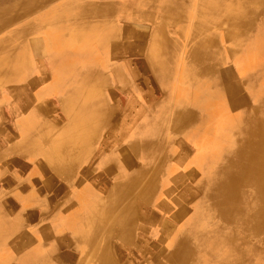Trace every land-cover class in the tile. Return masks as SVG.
I'll return each instance as SVG.
<instances>
[{
	"label": "crops",
	"instance_id": "1",
	"mask_svg": "<svg viewBox=\"0 0 264 264\" xmlns=\"http://www.w3.org/2000/svg\"><path fill=\"white\" fill-rule=\"evenodd\" d=\"M210 4V0H47L1 30L0 40L15 33L16 43H21L14 50L13 72L17 71L0 81V264H234L240 254L230 253L227 246L224 254L186 257L184 243L173 234L183 227L185 212L196 198H187L181 210L178 205L170 210L168 205L174 200L170 198L184 197L186 193L181 188H169L170 179L194 185L201 175L194 156L199 147L187 136L195 123L215 118L218 95L230 113L246 112L252 100L248 87L256 85L261 77L260 71L239 76L222 32L219 39L224 52L218 57L210 49L208 56L201 54L197 43L211 35L210 21L216 19ZM46 8L50 10L48 19L55 26L54 34H46L35 24L36 15ZM51 9L55 11L52 13ZM202 20L209 22L204 29ZM89 37L96 39L88 43ZM159 39L161 46L153 45ZM57 40L71 44L61 52L53 46ZM154 52L158 55L152 56ZM207 95L212 97L213 107L203 105ZM68 100L83 103L82 110L63 109L62 102ZM180 117L183 121L190 118L186 126L179 124ZM48 121L58 128L69 127L73 122L75 129L78 123L86 125L81 131L76 129L81 133V140H76L84 148L77 157L70 159L65 155L64 161L50 162L44 153L33 149L36 141L42 142L40 125ZM21 129L33 134V145L25 146ZM234 134L237 142L238 131ZM130 149L136 150L138 165L150 157L152 162L164 166L153 197L155 204H168L167 208L140 205V220L117 226L116 219L122 212L132 213L124 208L126 205H117V195L114 196L119 192L116 186L121 180V154L131 158ZM170 165L175 168L173 172L167 171ZM132 166L137 168L135 163ZM170 212L184 214L172 218ZM128 234L132 235L130 239ZM245 261L249 264L248 259Z\"/></svg>",
	"mask_w": 264,
	"mask_h": 264
},
{
	"label": "bare ground",
	"instance_id": "2",
	"mask_svg": "<svg viewBox=\"0 0 264 264\" xmlns=\"http://www.w3.org/2000/svg\"><path fill=\"white\" fill-rule=\"evenodd\" d=\"M170 1H172V0H170ZM263 1L264 0H210L211 12L216 13V19H213V21H210V28H212L213 30H212L210 36L202 37L201 41L197 43L202 50L201 51L202 55H204L205 53L207 54V51H209V49H210V51L214 50L215 56L218 57V55H220L221 53L224 52L223 51L224 50L223 43L221 44V41H220L221 39H219L220 32H222V34L224 33V37L227 40V44H229V51L234 55V57H233L234 64L238 65L240 67V70H247L248 69V73H250V74L253 71H255V72L260 71L261 77H260L259 82L256 85H250V87H248V89H250L249 91L253 95V98L255 100H258V101L261 100V102L264 100V22L261 24L260 27H258L257 32L254 35L249 36L247 39L245 36L247 34V31L249 29L251 22L253 21V14L256 12V10H258L257 7ZM42 2H43V0H16V1L12 2L13 6L10 7L8 10H5V9L0 10V14L1 13L3 14L4 12H6V13H10V12L19 13L20 10L24 9V7L27 8L30 5L32 6L35 3H42ZM173 2L175 3V1H173ZM208 2H209V0H208ZM172 4H170V5H172ZM165 8H167V7H165ZM165 8H163V10ZM103 10H104V8H103ZM54 11H55L54 9H51L52 13ZM147 11H149V10H147ZM49 12H50V10L47 9L36 18L38 21H40L37 23L36 27L39 30L43 29V32H45L46 34H54L55 32L53 31V28L55 26L53 25V22L50 19H48ZM180 12L182 13V10ZM150 14H151V12H150ZM200 15H201V13H200ZM207 16H208V14H207ZM1 17L2 16H0V18ZM161 19H162V17H161ZM42 20L44 21L45 24L44 23L43 24L45 26H43L41 24ZM162 21H163V19H162ZM163 24H164V22H163ZM167 24H169V23H167ZM207 24H209L208 21L202 20L201 21V28L204 29ZM162 26L164 27V25H162ZM210 28L208 26V30ZM160 32L162 33V31H160ZM23 34H25V32ZM2 38H3V36H2ZM4 38H3V40H0V76H1L0 79L1 80L4 79L6 81L7 78L9 79L11 77V75L17 71L16 70L15 72H13L14 71L13 69H15V67L13 65V61L16 60L14 57V50L16 48H18V46H16V45L20 44L21 42L16 43L15 33L12 34V36L10 38H5V39ZM93 39L95 40L96 38L95 37H89L87 39L88 43L91 42V40H93ZM195 39L197 41L198 38H195ZM45 41L47 44H49L48 38H46ZM71 41L73 42V40H71ZM160 42H161V40H159L158 42H153L154 43L153 45L158 44V46H161ZM55 43L57 45H53V46L57 47L59 50H61V52H63V48H65L66 46L71 44L70 41L64 43L62 40H57ZM169 44H170V42H169ZM172 44H174V43L172 42ZM239 47H240V49H239ZM47 49H48V47H47ZM155 49H157V47ZM159 49H160V47H159ZM238 49H239V52L236 54ZM27 50L29 51L28 48H27ZM20 51H21V49H20ZM157 52H159V51H157ZM157 52H154L151 55L157 56L158 55V54H156ZM7 53L10 54L12 56V58L10 55L7 56L6 55ZM214 54H213V56H214ZM206 56H208V54ZM63 58H65L64 54H63ZM14 62H16V61H14ZM211 62H212V60H211ZM202 65H203V63H202ZM210 67H212V66H209V68ZM17 68H18V64H17L16 69ZM243 76L245 77V75H243ZM93 79H94L93 81H95L94 77H93ZM101 79H102V77H101ZM117 80H118V78H117ZM96 83H97V80H96ZM98 84H99V82H98ZM101 84H102V81H101ZM100 85H98V86L101 87ZM93 88H95V86ZM79 90H80V88H79ZM90 90H92V89H90ZM100 90H101V88H100ZM181 90H183L185 92V88H181ZM203 91L204 90L202 89V92ZM86 92H88L87 89H86ZM87 94L88 93H86V95ZM96 94H99V92ZM113 94H116V93H113ZM227 96H229V95H227ZM83 99L85 100V97ZM70 100H71V98H70ZM70 100L62 102L61 107L63 109L67 108L68 110L72 109L74 112H79V110H82V108H83L82 104L83 103L81 104V102H79V101L76 102V101H70ZM97 100H98V98H97ZM204 100H205V102L203 103V105L206 104V106L213 107L214 102H213L212 97L207 95L206 99H203V101ZM82 102H83V100H82ZM196 103L199 104L198 102H196ZM229 103H230V101H229ZM36 104H34V105H36ZM66 104H67V107H66ZM189 106H190V104H189ZM100 108H98V109H100ZM94 109H95V107H94ZM260 109H261L260 111H259L258 107L256 109V111H258V112H256V114L259 113L258 118L254 119V120L251 119L249 121V119L246 120L245 117L243 118V116H242L243 113H233V114L230 113L229 109H228V105L225 102H223V100L220 101L219 95H218L216 98V103H215V113H216L215 118L214 119L211 118L210 121L209 120H202V121L195 123L191 133L190 134L188 133L187 136L190 138V141H192L193 143H195V145H197L199 147L197 149L198 151H197L196 155H194V156H195V160L198 163V167L201 170V175L196 180H194V185L193 184H185L186 181H177V180L174 181V180L170 179L168 182L169 188H176V189L181 188V189L186 190V193H185L184 197H177L176 196V197L170 198V199H174V200H172L173 202L172 203L169 202V204L167 203L169 205L170 210H171L172 206H174V205L175 206L178 205L180 207V210H181V209L185 208L187 198L189 200H193L196 198L195 202L191 203V205L188 206L190 210H187L185 212V218L183 219L184 220L183 227L178 229L173 234L175 237H177V238L179 237L180 240H182V242L184 243V245L182 247L184 248V251H185L184 253H185L186 257L193 258L195 256H198V258H206V256L208 254H216V255L224 254V253H227V248L225 247V246H227L229 248L230 253L240 254V255H238L239 257L234 262V264H236V263L248 264V262L245 261V258L249 260V264H264V246L262 244V242L264 243V103H263V107L261 106ZM94 111L95 110H93V112ZM97 111H99V110H97ZM109 112H111V111H109ZM100 113H102V112H100ZM94 114L95 113H93V115H92L93 117H94ZM196 114H197V112H196ZM81 115L82 114H80L79 116L82 117L84 114L82 116ZM250 115H252V114H250ZM79 116H78V119H79ZM192 116H195V114ZM84 117H85V115H84ZM96 117H94V118H96ZM100 119H99V121H100ZM187 119L188 118L186 117L185 121H183V118L180 117L179 118V124H182L181 125L182 127L186 126L185 122ZM96 120H98V119H96ZM23 121H24V119H23ZM70 121L68 120V122H70ZM90 121H91V119H90ZM176 121H177V119H176ZM51 123L48 121L47 123L40 125V129L42 131L40 137H41L42 142L36 141L35 145H33V140H32L33 134H29V132L27 133V131L24 132V129L23 130L21 129L23 137H24V142H26L25 146H28L30 143L29 146L33 145L34 146L33 149L37 150L38 152H42V154L44 153V155L46 156V158L48 160H50V162L51 161L52 162H58L59 160L64 161L65 155L69 156L70 159L77 157L78 156L77 152L83 151L84 148L80 147L82 145V143L80 145V142H78V140L79 141L81 140V136H80L81 133H77L78 131H76V129H80V131H81L83 128L86 127V125L83 126L82 124L77 122L78 125L76 123L77 126H75L76 127V129H75L73 126L74 122H73V125L71 124L69 127H67L68 125H66V127H62V128L56 127L57 124L51 125ZM86 123H88V122H86ZM191 123H192V121H191ZM24 125H25V127H27L26 123H24ZM89 127H90V125H89ZM94 130L92 131V128H91V131L94 132V134H95ZM88 131H90V130H88ZM234 131H238V134L241 135L240 141L235 142V139H234L235 134L233 135ZM88 134L90 136V132H88ZM94 134L92 133V135H94ZM96 134H95V136H96ZM89 136H87V138ZM77 138H79V139L76 140ZM91 140H89V141H91ZM43 143H45V144H43ZM91 143H93V142L91 141ZM121 145H123V143ZM84 147H86V146H84ZM27 148H29V147H27ZM25 150H26V148H25ZM131 151L133 152L132 153L133 155L130 152L131 158H129V159H128V157H124V154H121V156H122L121 157L122 162H121V166H120L121 167L120 170L122 171L121 172V178H120L121 180L118 182V184L116 186L117 191H119V192L117 194H114V196L117 195L115 198V203L117 205L121 204L120 206H122V207H123V205H126L124 208H126V209L129 208V210H131L132 213H129V212L123 213L122 212L123 214L121 213L120 217L118 219H116V221H117L116 225L117 226L120 224H125L127 221H129L131 223L132 221L135 222L137 220H140V218H139L140 213H138V210H139L138 207L140 205H143V204L157 205V204H159V206L161 208H163L164 206H166V208H167V204L164 201H160V202H157L155 204V202H154L155 197H153L154 194L156 193V190L160 186V183H158V174L160 173V169L164 168V166L158 165L157 163L152 162L151 158L149 157L148 158L149 160H147L146 162L142 161V164L139 167L134 169L132 164L134 163V159L137 158L136 154H135L136 150L132 149ZM137 151L142 152L143 150L137 149ZM124 152H126V151H124ZM143 152H145V151H143ZM167 154H169V153H167ZM164 156H166V155H164ZM168 159L170 160L169 157H168ZM61 166H63V165L61 164ZM174 169L175 168H173L172 165H170V166H168L167 171L173 172ZM59 171H60V169H59ZM123 172H125V174ZM72 174H73V172H72ZM114 188L115 187H113V189ZM114 193H115V191H114ZM194 193H197L199 196L194 197V195H193ZM2 194H4V193H2ZM102 198H104V197H102ZM109 198H112V196L111 197L109 196ZM155 201H157V200H155ZM111 203H113V202L111 201L110 205H111ZM117 205H115V206H117ZM117 207H119V206H117ZM118 210L115 209L114 211H117V213H118ZM122 210L124 211V209H122ZM100 212H102V211L100 210ZM126 212H127V210H126ZM113 213L115 214L116 212H113ZM183 214L184 213L176 214L175 212L169 213L170 217H172V218H176L177 216L181 218ZM153 217H155V214H153ZM109 221L110 220H108V222ZM129 222H127V223H129ZM104 223H105V220H104ZM104 223H103V225H106ZM88 225H92L94 227V224L88 223ZM99 225H100V223H99ZM109 225H110V223H109ZM84 226H86V225H84ZM95 227H98V226H95ZM102 228H104V226H102ZM102 228L101 229L99 228L100 231L103 230ZM91 229L93 230L94 228H91ZM124 230H125V228H124ZM100 231H98V234ZM83 232H86V231L82 230V233ZM126 232H129V230L127 231V229H126ZM159 234H160V232H159ZM129 236L130 235L128 234V238H129ZM109 237H111V236H109ZM109 237H108V240H109ZM140 237H143V236L140 235ZM148 238H149V236H148ZM32 240H34V239H32ZM11 241H13V239ZM34 241L32 243H34ZM126 241H127V239H126ZM146 241H148V239ZM164 241H165V239H164ZM9 243H10V241H9ZM105 243H106L105 245H107L108 242L106 241ZM173 244H175V243H173ZM98 248H99V246H98ZM104 248L107 251L106 246ZM91 249H93V248H91ZM90 252H91V250H90ZM162 256H161V258H162ZM108 258L109 257H107V259ZM117 258H118V256H117ZM67 259H69V258H67ZM242 259H243V261H242ZM153 262H154V260H153ZM158 262H160V260ZM172 262H174V261L172 260ZM154 263H156V262H154ZM163 264H165V263H163Z\"/></svg>",
	"mask_w": 264,
	"mask_h": 264
},
{
	"label": "rangeland",
	"instance_id": "3",
	"mask_svg": "<svg viewBox=\"0 0 264 264\" xmlns=\"http://www.w3.org/2000/svg\"><path fill=\"white\" fill-rule=\"evenodd\" d=\"M14 1H16V0H0V10H2V9H5V10H8L10 7H12L13 6V4H12V2H14ZM44 1H47V0H43V2ZM42 2V3H43ZM42 3H35V4H33L32 6L30 5L29 7H24V9H22V10H20V12L19 13H15V12H10V13H6V12H4L3 14L1 13L0 14V16H2L1 18H0V32H1V30H3L5 27H7V26H9V25H12V24H15V22H17L18 20H20V15H22L23 13V15H25V14H27V13H29V12H31L32 10L34 11L37 7H40L41 6V4ZM258 8V10H256V14L254 13L253 14V21L251 22V24H250V26H249V29H248V37L249 36H251V35H254L256 32H257V29H258V27H260L261 26V24L264 22V1L257 7ZM263 8V9H262ZM48 8H46L45 10H47ZM29 10V11H28ZM45 10H43V11H41V12H39L37 15H36V17L35 18H37L40 14H42ZM28 11V12H27ZM262 11V12H261ZM3 12V11H2ZM261 13V14H260ZM259 14V15H258ZM257 18V19H256ZM256 19V20H255ZM37 22H36V24L38 23V22H40V21H38V20H36ZM41 22H44L43 20L41 21ZM255 27V28H254ZM160 40V39H159ZM158 40V41H159ZM221 44H222V40H221ZM177 60H178V58H177ZM179 61V60H178ZM235 67H237L236 68V70H237V72H238V74H239V76L240 77H244L243 75H246V74H248V69L247 70H240V67L238 66V65H236L235 64ZM0 81H1V79H0ZM250 89H248V92H249V95H250V97L252 98V100H250L249 101V106H248V111H246V113L243 111H239L240 113H243L242 114V116H243V118L245 117L246 118V120H248L249 119V121L251 120V119H257L258 118V114L259 113H257L256 114V112H258V111H256V109H257V107L259 108V111L261 110L260 109V107L262 106L263 107V103H264V100L261 102V100L260 101H258V100H255L254 98H253V95L251 94V92L249 91ZM234 91H235V88H234ZM263 112V111H262ZM250 114H252V115H250ZM247 117H246V116ZM249 117V118H248ZM251 117V118H250ZM241 135H239L238 136V139H237V141H240L241 140V137H240ZM137 159V158H136ZM137 161H138V159L134 162L135 163V166L136 167H139L140 166V164L138 165V163H137ZM262 244H263V246H264V243L262 242Z\"/></svg>",
	"mask_w": 264,
	"mask_h": 264
}]
</instances>
